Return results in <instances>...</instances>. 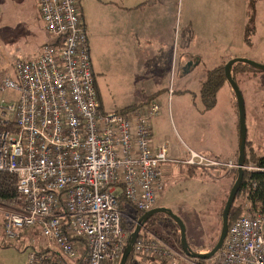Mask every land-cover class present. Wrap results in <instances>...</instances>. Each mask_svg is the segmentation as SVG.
I'll return each mask as SVG.
<instances>
[{"label":"built area","instance_id":"1","mask_svg":"<svg viewBox=\"0 0 264 264\" xmlns=\"http://www.w3.org/2000/svg\"><path fill=\"white\" fill-rule=\"evenodd\" d=\"M36 1L52 41L35 58L13 61L0 82V94L16 93L0 98V174L12 176L15 192L0 201V240L30 235L27 264H118L127 240L118 194L143 214L158 206L165 189L171 159L150 132L160 105L149 99L126 112L103 111L77 0ZM181 162L238 168L236 160L191 150ZM243 168L258 170L252 164ZM240 194L244 214L228 224L215 255L220 264H264V209L251 206L247 191ZM132 252L156 263L177 264L181 258L144 228Z\"/></svg>","mask_w":264,"mask_h":264},{"label":"rangeland","instance_id":"2","mask_svg":"<svg viewBox=\"0 0 264 264\" xmlns=\"http://www.w3.org/2000/svg\"><path fill=\"white\" fill-rule=\"evenodd\" d=\"M175 10L176 33L172 44L170 41L168 49L164 50L162 67L152 66L148 52L143 51L142 78L131 90L126 87L133 79L127 76L125 81L116 82V74L109 71L101 76L95 62L93 80L94 85L99 82V101L104 103L106 112L129 111L144 104L149 95L159 103V116L154 119L155 124L150 125L151 135L165 146L171 161L165 164L166 184L158 206L169 208L180 217L193 251L206 253L215 238L218 239L220 206L226 200L237 169H197L193 174L181 161L189 150L209 159L236 158L229 153L231 149L237 153L238 148V113L232 89L223 82L216 92L213 107L206 109L200 94L201 85L207 71L224 67L231 59L245 58L264 64V0H194V4L192 0H177ZM187 21L191 22V29L185 30ZM41 25L34 0H0V82L6 73H11L13 61L29 60L37 54L46 36ZM193 57L199 63L185 72V62ZM149 67L151 72L147 73ZM232 76L244 103L245 149L264 155V71L246 66L234 70ZM152 80L158 86L156 92L152 90ZM12 97H16L12 90L0 94L5 100ZM240 193L234 202L241 206L244 214ZM133 210L127 207L126 212L131 216ZM144 229L176 249L181 257L177 264H220L216 255L207 260L185 256L180 250L178 227L172 221L159 217ZM129 234L127 231V236ZM39 237L37 233L32 234L34 240ZM30 240V235L16 241L0 240V264H27L32 249ZM140 259L131 252L127 264H168Z\"/></svg>","mask_w":264,"mask_h":264},{"label":"crops","instance_id":"3","mask_svg":"<svg viewBox=\"0 0 264 264\" xmlns=\"http://www.w3.org/2000/svg\"><path fill=\"white\" fill-rule=\"evenodd\" d=\"M176 1L77 0L78 10L86 32L90 59L92 58L91 66L93 67L95 62V69L100 72L101 76H103L102 74L107 75V71L116 74V82L125 81L127 76L130 77L133 81L130 86L126 87L130 90L133 88L134 83L142 78L143 55L145 54L143 51L148 52L147 56L152 59V66L162 67L161 60L165 54L164 50L168 49L170 41L172 44L174 33H176L174 28ZM34 3L39 16L37 1L34 0ZM192 4H194V0H192ZM185 23H188L184 27L185 30L191 29V22L187 21ZM41 27L44 30L43 25ZM44 32L46 36L39 45L37 54L32 58L38 55L41 45L52 41L45 30ZM144 42L146 45L143 44ZM185 63L183 70L187 72L191 71L199 63V60L193 57ZM188 63H192V65L187 68ZM172 68L170 65L171 70H173ZM92 71L95 70L92 68ZM150 72L151 67H149L147 73ZM98 83H95V85L99 99ZM151 85L153 92L158 91V86H156L154 80H152ZM149 99H154V97L149 95L144 104ZM99 103L104 111V103L101 101ZM158 116L159 114L151 118L150 125L155 124L154 119ZM154 143L160 145L155 140ZM234 152L235 150L231 149L229 153L237 157V153ZM167 171L166 168L165 179Z\"/></svg>","mask_w":264,"mask_h":264},{"label":"water","instance_id":"4","mask_svg":"<svg viewBox=\"0 0 264 264\" xmlns=\"http://www.w3.org/2000/svg\"><path fill=\"white\" fill-rule=\"evenodd\" d=\"M236 64H244L252 69L264 71V64H257L245 58L231 59L223 67L225 80L229 84L230 88L232 89V92L236 99V105H237L238 148H237L236 163L238 165V168L236 170V178L233 184L231 185V188L228 192V195L226 197V200H225L222 212H221V228H220L219 236H218L216 243L206 253L193 251L187 243L186 235H185V226L182 220L180 219V217L175 215L169 208L157 206V207L150 209L149 211L144 212L138 217V219L135 222V227L133 231H131V233L127 236L126 244L123 248L118 264H126L127 259L132 252L133 244L136 238L138 237L140 230L144 227V225L150 218H152L154 215H157V214H162V215L167 216L169 219H171L176 224V226L178 227L179 236H180V241H179L180 250L185 256L189 258H194L197 260H207V259L212 258L218 252V250L221 249L222 243L226 236V232L228 228V214L235 200V197L240 190L241 183L243 180V175H244L243 166L245 165L246 129H245L244 103H243L241 92L231 74L232 66ZM191 65L192 63H188L186 67L188 68Z\"/></svg>","mask_w":264,"mask_h":264},{"label":"trees","instance_id":"5","mask_svg":"<svg viewBox=\"0 0 264 264\" xmlns=\"http://www.w3.org/2000/svg\"><path fill=\"white\" fill-rule=\"evenodd\" d=\"M239 65L246 67V65L244 64H236L234 65V68L231 70V74L233 73L234 70L243 68V67H240ZM225 81L226 80L224 77L223 66H219L212 70L207 71L206 79L204 82H202L201 91H200L201 98L204 101L206 109H210L213 107L215 103L216 92L219 89V87L223 84V82ZM246 143L247 142H245V145ZM245 164H252L255 167H257L258 170H254V171L244 170L243 180H242L239 192L247 191L251 206L254 208L258 206L259 208L264 209V155H258L252 149H249V148L248 150L245 149ZM189 168H190V172L193 174H194V170H197V169H201L203 171L207 170L204 167L190 166ZM14 197H15V192H14V187H13L12 176L8 175L7 173L0 174V201L8 202ZM224 203H225V200L222 201V204L220 206V213H219L220 215H221V211H222ZM118 204H119L118 206L121 212V216H120L121 228L125 232L128 231V233H131V231L133 230L135 226L136 220L142 213H139L133 210V213L130 216V214L126 212L127 207H130V206L126 203L122 193L118 194ZM126 213L129 217H127ZM242 213L243 212H242L241 206H237L235 205V202H233L231 209L229 211V214H228V224H230L233 220L241 216ZM159 217L161 220L165 219L166 221L168 220L169 222L172 221L165 215L157 214V215H154L152 218H150L146 222L143 228H146L148 223L155 221V219ZM216 240H217V237L214 240V244Z\"/></svg>","mask_w":264,"mask_h":264},{"label":"flooded vegetation","instance_id":"6","mask_svg":"<svg viewBox=\"0 0 264 264\" xmlns=\"http://www.w3.org/2000/svg\"><path fill=\"white\" fill-rule=\"evenodd\" d=\"M233 68H234V66H232V69H233ZM232 69H231V70H232Z\"/></svg>","mask_w":264,"mask_h":264}]
</instances>
